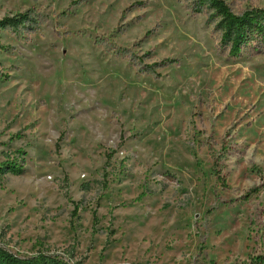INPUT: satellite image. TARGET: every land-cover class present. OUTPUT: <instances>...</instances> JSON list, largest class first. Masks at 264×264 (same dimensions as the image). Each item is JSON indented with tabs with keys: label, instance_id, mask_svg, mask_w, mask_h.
<instances>
[{
	"label": "rangeland",
	"instance_id": "obj_1",
	"mask_svg": "<svg viewBox=\"0 0 264 264\" xmlns=\"http://www.w3.org/2000/svg\"><path fill=\"white\" fill-rule=\"evenodd\" d=\"M193 1L0 0V19L48 15L21 38L0 30V162L20 167L0 172L1 247L264 264V44L230 57ZM102 39L157 64L142 71Z\"/></svg>",
	"mask_w": 264,
	"mask_h": 264
},
{
	"label": "trees",
	"instance_id": "obj_2",
	"mask_svg": "<svg viewBox=\"0 0 264 264\" xmlns=\"http://www.w3.org/2000/svg\"><path fill=\"white\" fill-rule=\"evenodd\" d=\"M193 13L210 11V16L218 18L216 29L221 33L220 45L227 51L230 57H239L244 48L248 46L260 47L264 44V7H248L242 12H236L226 0H194ZM48 15L36 7L28 8L0 19V30L10 31L16 38H21L26 32H35L46 23ZM105 49L114 51L129 59L130 62L140 66L142 71H151L157 63L144 67L143 56H137L130 47L119 46L112 39H102ZM252 43H255L252 45ZM257 43V44H256ZM0 48H5L0 43ZM175 62L174 58H165L162 63ZM149 69V70H148ZM5 168L17 171L14 162H0V172ZM0 264H71L58 254L38 253L30 257H22L0 246Z\"/></svg>",
	"mask_w": 264,
	"mask_h": 264
}]
</instances>
